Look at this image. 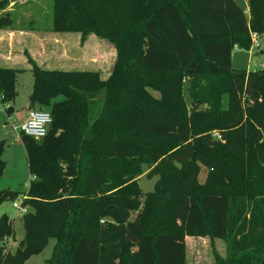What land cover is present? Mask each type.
<instances>
[{
    "label": "trees",
    "instance_id": "1",
    "mask_svg": "<svg viewBox=\"0 0 264 264\" xmlns=\"http://www.w3.org/2000/svg\"><path fill=\"white\" fill-rule=\"evenodd\" d=\"M242 1L53 0L54 32L104 40L115 60L101 80L95 71L43 69L25 54L28 108H48L51 124L43 138L18 136L28 210L23 239L14 252L0 246V264H24L50 239L44 264H186V237L223 241L225 256L213 252V264H264V64L230 65L232 50L264 36V0H246L247 16ZM7 4L0 0V11ZM11 25L0 14V29ZM17 73L0 67L11 103ZM4 166L0 157V176ZM248 169L260 174L253 191ZM143 173L157 177L145 195ZM18 195L0 193V204ZM8 238L2 215L0 242Z\"/></svg>",
    "mask_w": 264,
    "mask_h": 264
},
{
    "label": "rangeland",
    "instance_id": "2",
    "mask_svg": "<svg viewBox=\"0 0 264 264\" xmlns=\"http://www.w3.org/2000/svg\"><path fill=\"white\" fill-rule=\"evenodd\" d=\"M8 4L0 14L8 12L12 18V25L9 28L0 29V64L11 65L18 70L16 75L15 92L12 100V112H0V157L5 162L4 169L0 176V193L10 191L18 192L15 200H7L0 204V217L5 215L11 221L14 240L11 238L0 242V246L9 248L14 252L18 243L23 239L24 230L22 215L28 208H21L20 203L23 194L26 192L31 176L27 170V163L24 149L18 139L20 132L14 131L12 127L18 126L23 120L24 113L28 111V97L32 91L33 77L25 57L29 55L38 66L47 70L60 71H95L99 79L104 80L112 70L115 60V51L111 44L100 40L92 35L84 42L80 41L78 32H54L53 26V0H7ZM247 16L246 0L238 2ZM258 48L248 51L234 49L230 56V65L234 70L262 69L264 56L260 54L264 48V36L258 39ZM157 80H161L159 77ZM190 79H183L180 87L182 102L189 106L191 99L188 95ZM161 83H165L162 79ZM63 98L57 97L54 101ZM226 96L222 97V105L226 104ZM169 103H175V99H169ZM35 110L49 111L48 108ZM14 116L11 122L8 115ZM21 116L19 119L18 117ZM17 117V119H16ZM9 123V124H6ZM10 123H12L10 125ZM251 176L249 185L253 191L258 186L259 173L248 169ZM206 171L202 170L199 182L203 183ZM234 181H239V175H233ZM157 177L147 178L146 173L137 178L138 188L141 195L153 190ZM16 204L18 208L12 205ZM55 244L50 239L44 249L33 255L24 264H44L51 257ZM213 252L221 258L225 256V244L220 240L207 238L185 239V261L186 264H213Z\"/></svg>",
    "mask_w": 264,
    "mask_h": 264
},
{
    "label": "built area",
    "instance_id": "3",
    "mask_svg": "<svg viewBox=\"0 0 264 264\" xmlns=\"http://www.w3.org/2000/svg\"><path fill=\"white\" fill-rule=\"evenodd\" d=\"M251 42V49H257L259 44L258 38L255 34H251ZM11 108L12 103L6 98H4L3 94L0 91V112L7 114V110H10ZM7 119L9 122H11L13 119L12 115H8ZM11 124L12 123H10V125ZM50 124L51 116L48 111L32 109L28 110L25 120L21 122L18 126L12 127V129L14 131L18 130L20 134L25 135L27 137H31L33 139H40L46 135ZM12 206L14 208H18V206L14 203Z\"/></svg>",
    "mask_w": 264,
    "mask_h": 264
},
{
    "label": "crops",
    "instance_id": "4",
    "mask_svg": "<svg viewBox=\"0 0 264 264\" xmlns=\"http://www.w3.org/2000/svg\"><path fill=\"white\" fill-rule=\"evenodd\" d=\"M5 64H6V63H5ZM5 64H2V63H1V64H0V67H1V68L3 67V68H12V69H13V67H12L10 64H9V65H5ZM39 67H40V66H39ZM28 110H29V109H28ZM27 112H28V111H27ZM26 114H27V113H24L23 120L20 121V122H23V121L25 120V118H26ZM12 117L14 118V116H12ZM20 117H21V116H19L18 118L21 119ZM16 119H17V117H16ZM6 124H8V123H6ZM185 239H186V238H185Z\"/></svg>",
    "mask_w": 264,
    "mask_h": 264
},
{
    "label": "water",
    "instance_id": "5",
    "mask_svg": "<svg viewBox=\"0 0 264 264\" xmlns=\"http://www.w3.org/2000/svg\"><path fill=\"white\" fill-rule=\"evenodd\" d=\"M104 233H105V232L102 230V233H101V234L103 235Z\"/></svg>",
    "mask_w": 264,
    "mask_h": 264
}]
</instances>
